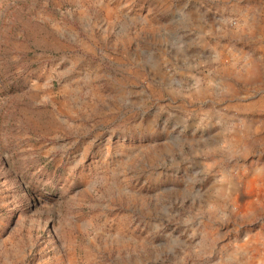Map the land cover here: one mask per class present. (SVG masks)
<instances>
[{"label": "rangeland", "instance_id": "obj_1", "mask_svg": "<svg viewBox=\"0 0 264 264\" xmlns=\"http://www.w3.org/2000/svg\"><path fill=\"white\" fill-rule=\"evenodd\" d=\"M0 264H264V0H0Z\"/></svg>", "mask_w": 264, "mask_h": 264}, {"label": "crops", "instance_id": "obj_2", "mask_svg": "<svg viewBox=\"0 0 264 264\" xmlns=\"http://www.w3.org/2000/svg\"><path fill=\"white\" fill-rule=\"evenodd\" d=\"M216 92V91H215Z\"/></svg>", "mask_w": 264, "mask_h": 264}]
</instances>
